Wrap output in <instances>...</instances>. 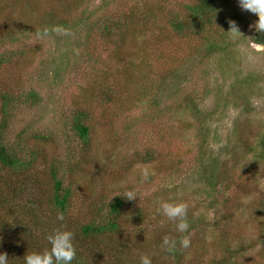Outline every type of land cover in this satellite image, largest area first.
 I'll return each mask as SVG.
<instances>
[{
    "label": "rangeland",
    "instance_id": "rangeland-1",
    "mask_svg": "<svg viewBox=\"0 0 264 264\" xmlns=\"http://www.w3.org/2000/svg\"><path fill=\"white\" fill-rule=\"evenodd\" d=\"M195 1L0 0V35L4 30V35L35 30L46 16L45 12L52 8L50 17H54L55 12L73 24L68 34L58 32V35L42 38L26 34L15 45L5 46L13 57L9 66L0 71L5 86L13 89L29 83V88L35 90L40 99L33 109L13 115L6 141L14 142L25 128L31 130L27 141L32 140L34 133L45 134L53 140L43 145L42 156L48 164L55 157L61 164L68 158L66 155L73 152L79 171L74 164L77 171H73L72 177L81 183L76 196L77 223L89 222L93 214L88 203L82 201L93 204L103 199L108 203L119 196L125 200L124 220L132 232L124 236L125 253L118 260L120 264H140L141 255H148L152 264L188 263L173 258L162 244L165 235L175 238L185 234L177 232L174 222L167 221L157 211L160 203L169 199L189 205V229L197 227L188 237H195L196 233L199 241L196 246L203 249L200 254L203 264L220 259L227 255L228 248L241 245L249 248L246 257L264 264V45L252 41L258 32L249 27L258 17L242 11L237 0H229L228 6H234L242 14L239 27L245 38H232L236 46L234 62L230 64L231 72L222 75L217 67L223 65V52L214 59L203 57L204 41L179 37L168 27L167 19H172L175 11L179 10L183 17L187 12L185 7ZM107 2L110 5L105 12L113 13L116 18L133 14L134 7L138 9L137 21L154 12L155 15H150L151 21L138 24L139 31L133 30L122 43L109 44L95 33L87 40L90 36L87 23L78 27L74 24L94 12L105 15L102 6ZM220 11L225 17L226 9ZM228 28L214 27L219 33ZM17 34L18 37L20 32ZM65 65H69L68 72L69 68L73 72L68 73ZM110 75L115 76L108 86L121 87L117 94H110L97 85L102 82L105 85ZM248 75L260 81L253 85L250 97L241 99L235 107L230 85ZM160 92L166 94L163 99L166 108L172 107L174 111L177 105L183 104L182 98L195 97L198 107L209 113V119L200 124L185 109L177 110L178 113L165 111L167 116L159 118V108L153 106V100ZM105 96L112 102L107 103ZM77 108L89 112L95 129L89 150L91 156L86 162L79 156L81 144L63 136H70L68 124H71V113ZM200 125L206 126V131ZM204 141L211 157H217L233 169L236 191L219 199L221 206L225 198H229L230 210L223 205L209 206L213 197L197 176L199 145ZM150 150L156 160L151 164L140 163L134 157ZM37 168L26 180L31 184L41 177L39 182L43 187H38L46 192L43 198L48 200L51 187L46 184L47 169ZM144 171L148 172L146 179L142 176ZM9 178L8 174L0 172V179ZM129 191L135 196L132 200L125 197ZM23 198L15 204L28 207L30 200ZM39 205V209L34 208L35 213L44 221L42 203ZM228 212L234 217L229 230L224 228L222 232L212 226ZM2 216L3 213L0 214V249L7 251L23 241L14 242L13 237L10 238ZM161 220H164L163 227ZM25 221H31L27 215ZM18 237L27 240L24 236ZM77 246L79 264L97 262L88 242ZM115 259L118 258L115 256Z\"/></svg>",
    "mask_w": 264,
    "mask_h": 264
},
{
    "label": "trees",
    "instance_id": "trees-1",
    "mask_svg": "<svg viewBox=\"0 0 264 264\" xmlns=\"http://www.w3.org/2000/svg\"><path fill=\"white\" fill-rule=\"evenodd\" d=\"M161 1L168 2V0ZM229 2V0H196L191 5L185 7L187 12L183 17L180 15L181 12L177 10L174 13L176 17L167 19L168 27L175 35L182 38H197L204 41L205 54L203 57H212L214 59L215 55L223 52L221 55V63L223 65L217 67V70L222 75L231 72L232 66L230 64L233 65L236 46L234 43L232 44V38L226 33L227 30L219 33L214 27L219 25L229 27L227 23L228 19L235 20L239 26L241 23L240 18L242 17V14L237 12L238 10L234 6H228ZM109 5L110 2L104 3L102 7L105 8L102 11L105 12ZM222 9H226L227 13H224L225 17L220 13ZM51 11H54L53 8ZM51 11L45 12L46 16L44 19H41L35 30H18L20 32L18 37L17 33L19 32L4 35L5 30L3 31V34L0 35V71L7 68L11 62V58H13L12 52L6 51L5 46L15 45L21 37L25 38L26 34L36 38L46 37L37 35L38 31L42 33L45 28L49 29L47 36L59 34L56 31H52L53 28L59 29V32H67L73 28V24L71 25L64 15L60 16L57 13L55 15L54 12V17H50L52 14ZM97 12L99 13L100 11L97 10ZM137 12L138 9L134 7L133 14L129 16L125 15L123 18H116L113 13H108V11L105 12V15L102 12L96 15L94 12L88 18L80 19L74 24V27L80 26L81 23H87L90 35L87 36V40L95 33L97 37H100V39H103L109 44H118V42L122 43L128 35L132 34L133 30L138 29L139 31V28H137L138 24L143 23L144 20L147 22L148 19L151 21L152 16L150 15H155L153 11L154 13L150 14L149 17H141L137 21L135 19ZM90 20L91 22H89ZM131 26H134V28H131ZM239 29L241 34L238 37L245 38L242 29L240 27ZM252 41L257 44L264 42V33H256ZM15 54L20 56L22 53ZM68 66L65 65L67 72ZM70 72L73 71L69 68L68 73ZM114 76L110 75L108 81L107 79L104 81L105 85L102 82V84H97L98 87L109 91L110 94L119 93L121 87L118 85L116 88L114 86H108V82L114 79ZM259 81L258 78L255 79L254 76L248 75L245 78L236 79L232 82L229 92L235 107L239 106L241 99L250 97L249 92L253 85ZM165 95V93L162 94L160 92V95L153 100V106L159 108V118L167 116L165 111L173 113L177 110L181 111L185 109L184 111L188 112V115L193 117L194 120H198L200 124L209 119V113L204 112L198 107L195 97L187 96L184 99L182 98L183 104L177 105L176 111H174L172 107L170 110L166 108V101L163 100L165 99ZM109 99H105L107 103L112 102ZM39 103V95L35 90L29 88V83L27 85H17L13 89H7L4 77H0V172L8 174V178L10 175L9 179H0V214L3 213L2 220L5 222V224L1 222V225L4 224L5 232L9 234L10 238L13 237L14 242L23 241V244L19 246H10L7 251L4 248L0 249V253L7 254L8 264H23V258L27 253L41 252L49 247L46 236L52 230L67 229L74 233V245L77 250V255L72 264L80 263L78 261L80 258L79 246L77 244L82 245L85 242H88L92 246L93 252H95L93 253L94 257L97 259V262L91 261V264H120L118 260L121 254L125 253L123 251L125 250V246L122 244L124 243V236L126 233L132 232L126 226L124 220L125 200L119 196L114 197L108 203L103 199L93 204L82 201L83 203H88V208L93 212V218L91 217L90 221L84 224L77 223L75 220V216L78 215L76 196L80 192L81 183L72 177L74 174L73 171L76 170L75 166L78 169L73 152L68 153L66 155L68 158H64V162L62 161L61 164L56 157L51 164H48V161L43 159V150H45L44 146L51 142L53 143V140L45 134L34 133L32 134V140L27 141L26 137L31 130L25 128L17 134L14 142L6 141V131L9 122L13 120V115H16V113L24 109H33ZM248 106L249 104H246V107ZM71 118V124H68L70 136L65 134L63 136L66 139L72 138L74 142L81 144L79 156L84 157L86 162L88 161L87 157L91 156L89 150L92 149L95 135L92 117H90L89 112L84 111L82 108H77L71 113ZM200 127L206 131V126L204 128L200 125ZM211 154L207 150L205 141L201 142L199 145L197 176L206 187V191L213 197V202L209 206L221 207L223 205L230 210L231 200L225 198L223 204L219 206V199L222 196L229 197V193L232 190L236 191L235 176L232 173L233 169L217 157H211ZM134 157H137L140 163L143 164H151L156 161L154 152L151 150L145 151L138 156L134 154ZM64 165L66 167H63ZM35 167H38L37 170L40 168L47 169L45 172L46 184L48 182L51 187L49 198H47L48 200L43 198L46 192L40 190L38 187H43L39 182L41 177L31 184L26 180L36 171ZM15 177L21 179L18 180ZM24 196L30 200V207L27 205L28 207L22 208L15 204L24 199ZM40 202L42 203V219L44 221L39 219L34 209L40 208ZM58 213L63 214V221L57 220ZM25 215L30 218L31 221L29 223L25 221ZM233 221L234 217L228 212L213 223L212 226H215L219 231L221 230L223 232L224 230L222 229L228 228L229 230L231 228ZM198 225H202V223ZM196 227L192 226L185 234L175 237L174 239L178 240V244H176L174 250L167 251L168 254L172 255L173 258L175 257L178 261H187V264H193L196 261H198L197 264H203L204 259L200 260L202 257L200 254L203 249L198 245L196 246V244H199L196 233L193 235L195 237H189L190 245L188 248H182L179 245V239L182 236H188L190 231L195 230L196 232ZM228 230L225 232H228ZM19 235L26 237L27 240L20 239L18 237ZM104 244L110 245L107 248L105 246L100 248ZM248 253L249 248L246 245H241L239 248H228L226 256L220 259H213L208 264H261L260 260H254L251 256L246 257ZM115 256L118 259H115Z\"/></svg>",
    "mask_w": 264,
    "mask_h": 264
},
{
    "label": "clouds",
    "instance_id": "clouds-1",
    "mask_svg": "<svg viewBox=\"0 0 264 264\" xmlns=\"http://www.w3.org/2000/svg\"><path fill=\"white\" fill-rule=\"evenodd\" d=\"M238 6L242 11L249 12L258 17L254 25H249L250 28L258 33H264V0H237ZM229 30L226 32L230 38H237L241 32L237 22L233 19H228ZM52 31L59 32L57 28ZM49 29H43V32H37L38 36H47ZM264 45V42H260ZM143 178H147L148 172L142 173ZM125 197L129 200L135 198L133 192L125 193ZM189 205L186 202H174L171 199L160 203L157 211L160 215L167 219V221L174 222L176 231L179 233H186L189 229V222L187 220ZM62 213L57 214V220L63 221ZM161 227L164 225V220L160 221ZM46 240L49 247L41 252L27 253L23 258V264H72L77 255V250L74 245V233L67 229H54L47 236ZM163 246L168 251L175 249L177 240L165 235L162 239ZM179 245L182 248H188L190 239L188 236H182L179 239ZM140 264H152L148 255H141L139 258ZM0 264H8V256L6 253H0Z\"/></svg>",
    "mask_w": 264,
    "mask_h": 264
}]
</instances>
